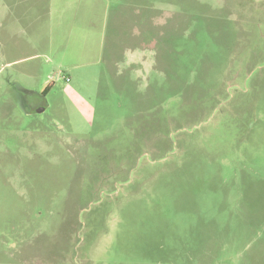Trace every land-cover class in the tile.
Here are the masks:
<instances>
[{"label": "rangeland", "instance_id": "rangeland-1", "mask_svg": "<svg viewBox=\"0 0 264 264\" xmlns=\"http://www.w3.org/2000/svg\"><path fill=\"white\" fill-rule=\"evenodd\" d=\"M97 4L0 3V264H264V0Z\"/></svg>", "mask_w": 264, "mask_h": 264}, {"label": "crops", "instance_id": "crops-1", "mask_svg": "<svg viewBox=\"0 0 264 264\" xmlns=\"http://www.w3.org/2000/svg\"><path fill=\"white\" fill-rule=\"evenodd\" d=\"M0 0V3L7 8L10 6H18L22 1L27 4L28 9L23 13L22 17L27 19L31 18L30 21H27V28L30 32L29 38L30 41L24 43L17 39V30L20 31L19 22L21 18L15 17V20L11 22L9 26L5 29V36L7 38L6 45L8 46L6 53H14L20 51V48L24 44L36 45L44 48L48 42V31L49 23L54 20L56 23L55 28L52 31H64L67 29V23H71V27L78 21V19L86 18L88 20L95 18V13L97 1L98 0ZM13 3V4H12ZM54 6H59V8H54ZM63 7V8H61ZM50 12L53 14V17L50 18ZM92 25L91 21L89 22ZM1 27V25H0ZM18 27V29H17ZM61 27L65 28L62 29ZM61 29V30H60ZM6 47L3 49L5 50ZM15 84L19 85L18 82ZM26 94H33V92L22 89ZM31 112H26L30 114Z\"/></svg>", "mask_w": 264, "mask_h": 264}, {"label": "built area", "instance_id": "built-area-1", "mask_svg": "<svg viewBox=\"0 0 264 264\" xmlns=\"http://www.w3.org/2000/svg\"><path fill=\"white\" fill-rule=\"evenodd\" d=\"M66 81H68V79H66Z\"/></svg>", "mask_w": 264, "mask_h": 264}]
</instances>
